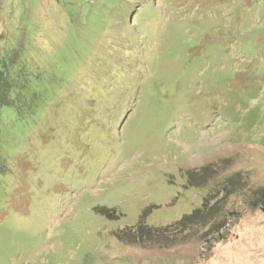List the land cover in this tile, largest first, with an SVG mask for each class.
I'll return each mask as SVG.
<instances>
[{
	"label": "rangeland",
	"instance_id": "1",
	"mask_svg": "<svg viewBox=\"0 0 264 264\" xmlns=\"http://www.w3.org/2000/svg\"><path fill=\"white\" fill-rule=\"evenodd\" d=\"M0 34V264H264V0H0Z\"/></svg>",
	"mask_w": 264,
	"mask_h": 264
},
{
	"label": "trees",
	"instance_id": "2",
	"mask_svg": "<svg viewBox=\"0 0 264 264\" xmlns=\"http://www.w3.org/2000/svg\"><path fill=\"white\" fill-rule=\"evenodd\" d=\"M2 39H3V36L0 34V41ZM4 72H6V65L0 62V106L10 104V102L7 100V93L12 88L9 82L5 78H3ZM235 182H236L235 178H231V190L234 187ZM251 192H253L254 196L257 197L255 199H251V205L255 206V208H258V206H260L261 204L259 202H261L262 200L264 201V187H260ZM207 204H208V200L205 197L203 199V202L200 208L193 210L192 214L185 215L182 217L180 221L175 222L172 225L164 227V228H148L144 226L142 222H139V224L136 227L128 230L129 235L127 238L123 239L124 236L121 235L118 237V239L127 245H132V246L139 247V248H148V249L167 248L166 247L167 242H165L166 239L164 237L166 234L177 233L179 231L185 232L191 226H194V225L196 226L198 224H205L204 223L205 217L208 214H210V212L212 211V209H207L208 207ZM146 239L148 241H147V244L145 245L144 243L146 242ZM169 244L170 243H168V245Z\"/></svg>",
	"mask_w": 264,
	"mask_h": 264
},
{
	"label": "crops",
	"instance_id": "3",
	"mask_svg": "<svg viewBox=\"0 0 264 264\" xmlns=\"http://www.w3.org/2000/svg\"><path fill=\"white\" fill-rule=\"evenodd\" d=\"M221 241V240H220ZM222 241H225V240H222ZM217 244V242L213 243L211 245V247H215V245ZM223 244H217V248L222 246ZM226 246V245H224ZM138 249V248H137ZM140 250V249H139ZM213 249H211L210 251H212ZM217 250L220 251V249L218 248ZM142 251V254L141 255H144L143 258L145 259V263L146 264H154V263H157V260L159 261L160 264H165L169 258H167L163 253H159L157 251H144V250H140ZM209 251V252H210ZM161 254V255H160ZM209 254V253H208ZM140 257V256H139ZM217 258L220 257V255H217L216 256ZM175 258V257H174ZM261 258V257H260ZM183 259H185L184 257L180 260H177V258L175 259H171L168 263H174V264H178V263H182L183 262ZM221 259V258H220ZM218 260V259H217ZM231 264H236L235 261H231Z\"/></svg>",
	"mask_w": 264,
	"mask_h": 264
},
{
	"label": "built area",
	"instance_id": "4",
	"mask_svg": "<svg viewBox=\"0 0 264 264\" xmlns=\"http://www.w3.org/2000/svg\"><path fill=\"white\" fill-rule=\"evenodd\" d=\"M230 224L227 222L223 225V227L217 232V235H222L229 230ZM211 241L206 239L200 246V251L202 252V256H204V252L210 247Z\"/></svg>",
	"mask_w": 264,
	"mask_h": 264
}]
</instances>
